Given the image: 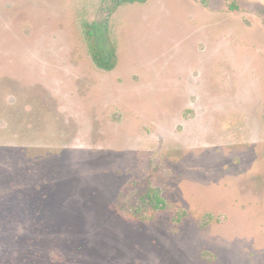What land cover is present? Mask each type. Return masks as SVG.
<instances>
[{
	"label": "rangeland",
	"instance_id": "rangeland-1",
	"mask_svg": "<svg viewBox=\"0 0 264 264\" xmlns=\"http://www.w3.org/2000/svg\"><path fill=\"white\" fill-rule=\"evenodd\" d=\"M99 4L0 0V264H264V0L121 6L110 71Z\"/></svg>",
	"mask_w": 264,
	"mask_h": 264
},
{
	"label": "trees",
	"instance_id": "trees-1",
	"mask_svg": "<svg viewBox=\"0 0 264 264\" xmlns=\"http://www.w3.org/2000/svg\"><path fill=\"white\" fill-rule=\"evenodd\" d=\"M147 0H100L98 17L88 19L82 17L79 26L87 52L93 64L102 70H113L118 63V54L114 41L111 37V19L121 6L135 3H145ZM208 6L210 0H200ZM231 9L236 8L232 3ZM167 206L166 200L161 196L158 189L150 188L144 193L136 206L131 209L117 208L118 213L132 221L150 222L156 214ZM91 264H94L91 262Z\"/></svg>",
	"mask_w": 264,
	"mask_h": 264
}]
</instances>
